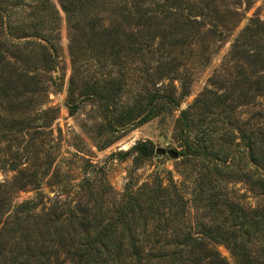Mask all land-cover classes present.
Returning a JSON list of instances; mask_svg holds the SVG:
<instances>
[{"label":"trees","instance_id":"obj_1","mask_svg":"<svg viewBox=\"0 0 264 264\" xmlns=\"http://www.w3.org/2000/svg\"><path fill=\"white\" fill-rule=\"evenodd\" d=\"M35 1L48 17V25L42 29L48 33L41 35L38 27L30 24L27 33L7 34L8 39H19L15 45L30 46L22 55H8L0 41V93L11 89L13 98L26 93L33 98L45 89V80L54 90L59 85L57 76L43 79L30 61L39 55L47 64L46 70L55 71L59 45L54 5L50 0ZM59 4L66 15L71 62L65 105L70 114L84 102L96 106L98 118L91 132L108 136L100 148L179 107L180 100L189 93V81L179 73L182 62L166 59L165 47L188 46L190 43L179 38L181 34L198 33L196 21L183 14L192 5L184 7L183 0H115L104 11L109 13L105 16L88 11L81 0H59ZM254 22L255 26L245 25L232 44L229 60L246 41L264 35V23ZM156 37L159 40L153 47ZM99 66L106 70L98 73ZM20 78L21 90L13 87ZM163 78H177L179 94L157 86V80ZM221 81L218 77L211 83L213 88L205 87L179 111L173 137L182 147L179 155L202 162L204 170L190 192L193 203L197 206L206 200L210 208L222 206L230 225L222 219L221 225L201 222L197 227L184 224L170 229V222H178L185 207L180 187L172 179L167 185L158 181L143 184L135 191L126 189L125 198L107 218H100L95 208L88 211L86 206H76L68 208L63 223L59 218L62 212H56V208L35 212V203L26 200L17 205L15 219L21 214L24 219L38 217L43 231L40 244L29 254L32 261L21 264H63L61 252L70 264H229L216 244L224 245L235 264H264V204L252 206L230 198L212 183L216 174L231 167L243 143L248 169L238 168L233 179L245 181L251 192L264 198V117L258 111L248 127L240 125L233 90ZM262 82L253 81L249 89H263ZM241 95L246 96L244 92ZM130 152L137 158H147L154 152L153 144L139 140L120 151ZM30 180L27 182L32 184ZM165 208L167 211L162 212ZM254 240L262 243L258 255L250 247Z\"/></svg>","mask_w":264,"mask_h":264},{"label":"rangeland","instance_id":"obj_2","mask_svg":"<svg viewBox=\"0 0 264 264\" xmlns=\"http://www.w3.org/2000/svg\"><path fill=\"white\" fill-rule=\"evenodd\" d=\"M50 1L58 14L55 21L59 35L57 66L55 71L46 70L47 64L39 55L30 61L43 79L57 76V90L45 80V89L37 91L33 98L29 93L13 98L11 89L5 94L0 93V264L32 261L29 254L41 242L43 228L38 217L24 219L21 214L15 219L17 205L26 200L35 203V212L56 208V212H62L59 218L63 223L68 208L77 209L76 206H86L88 211L95 208L100 218H107L125 198L126 189L135 191L143 184L154 185L158 181L167 185L172 179L180 187L185 207L181 208L183 216L178 222H170V229L184 224L197 227L201 222L221 225L222 219L230 225L222 206L210 208L206 200H201L197 206L193 203L190 192L204 169L199 159L178 154L182 147L173 137V127L179 111L205 87L213 88L211 83L218 77L223 85L233 90V105L240 125L248 127L258 111L264 117V35L252 37L239 47L234 59H228V52L244 26H255L254 21L264 23V0H183L184 7L192 5L190 9L185 8L183 14L196 21L198 33L189 35L184 31L179 38L190 44L184 47L167 45L165 51L167 60L182 62L179 73L189 81V93L180 100L177 109L126 131L102 148L100 144L108 136L91 132L98 118L96 106L84 102L70 114L65 105L71 72L69 32L59 0ZM113 1L81 0L88 11L91 9L98 14L110 9ZM41 8L35 0H0V41L8 55L12 52L22 55L30 46L25 43L15 45L19 39H8L7 34L27 33L30 24H35L41 35L48 33L42 30L48 25V17ZM169 15L171 20L172 14ZM182 20L178 19L179 22ZM169 21L164 20L165 23ZM158 40V37L154 39L153 47ZM222 68L221 75H217ZM101 70L106 68L99 66L97 72ZM257 79L263 81V89L250 90ZM20 81L21 78L13 87L22 86ZM156 85L171 88L176 95L180 92L177 78L159 79ZM242 92L246 96L241 95ZM139 140L152 142V155L137 158L132 152L120 153ZM242 144L231 167L216 174L212 183H217L216 188L230 198L252 206L263 205V196L251 192L245 181L233 179L238 168L248 169L247 150ZM158 148L165 152L156 153ZM29 179L32 184L27 182ZM147 227H150L149 223ZM261 245L257 240L251 243L254 254L258 255ZM53 248L57 246L53 245ZM215 248L229 264H235L223 244H216ZM59 259L64 260L63 264H70L62 252Z\"/></svg>","mask_w":264,"mask_h":264},{"label":"water","instance_id":"obj_3","mask_svg":"<svg viewBox=\"0 0 264 264\" xmlns=\"http://www.w3.org/2000/svg\"><path fill=\"white\" fill-rule=\"evenodd\" d=\"M155 152L158 153V154H163L165 152V150L163 148H158V149L155 150ZM172 155L175 156L176 154L172 152Z\"/></svg>","mask_w":264,"mask_h":264}]
</instances>
